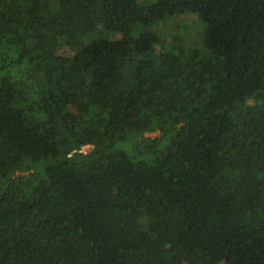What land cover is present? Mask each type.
<instances>
[{
  "label": "trees",
  "instance_id": "trees-1",
  "mask_svg": "<svg viewBox=\"0 0 264 264\" xmlns=\"http://www.w3.org/2000/svg\"><path fill=\"white\" fill-rule=\"evenodd\" d=\"M138 1L0 0V264H264V0Z\"/></svg>",
  "mask_w": 264,
  "mask_h": 264
},
{
  "label": "rangeland",
  "instance_id": "rangeland-1",
  "mask_svg": "<svg viewBox=\"0 0 264 264\" xmlns=\"http://www.w3.org/2000/svg\"><path fill=\"white\" fill-rule=\"evenodd\" d=\"M155 0H139L138 3L141 7H145L153 3ZM145 12V11H144ZM200 16L193 10L185 11L184 13L180 14L179 16L174 17L168 22H165L163 24L158 25L155 28V31L157 32V35L159 36V39L161 41L167 39L168 35H175V34H181L184 31H186V36L188 37L186 43L190 46L193 44L198 43L197 41H200L201 38L198 40L194 38L195 34L200 35L201 31V37L203 32V25L201 20L199 21ZM122 38V36L118 37ZM165 42V41H164ZM166 43V42H165ZM169 43V42H168ZM167 44V43H166ZM195 45H193L194 47ZM165 50V48H163ZM65 49H60L59 53L66 56ZM154 135V134H153ZM151 135V136H153ZM86 149V148H84Z\"/></svg>",
  "mask_w": 264,
  "mask_h": 264
},
{
  "label": "built area",
  "instance_id": "built-area-1",
  "mask_svg": "<svg viewBox=\"0 0 264 264\" xmlns=\"http://www.w3.org/2000/svg\"><path fill=\"white\" fill-rule=\"evenodd\" d=\"M84 148H86V147H84ZM84 148H83V149H84Z\"/></svg>",
  "mask_w": 264,
  "mask_h": 264
}]
</instances>
